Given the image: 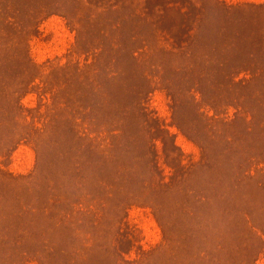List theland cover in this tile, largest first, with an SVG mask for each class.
<instances>
[{
	"label": "rangeland",
	"instance_id": "1",
	"mask_svg": "<svg viewBox=\"0 0 264 264\" xmlns=\"http://www.w3.org/2000/svg\"><path fill=\"white\" fill-rule=\"evenodd\" d=\"M0 264H264V0H0Z\"/></svg>",
	"mask_w": 264,
	"mask_h": 264
}]
</instances>
